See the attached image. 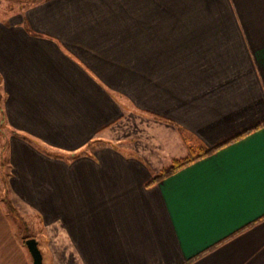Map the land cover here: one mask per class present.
<instances>
[{"label":"crops","instance_id":"1","mask_svg":"<svg viewBox=\"0 0 264 264\" xmlns=\"http://www.w3.org/2000/svg\"><path fill=\"white\" fill-rule=\"evenodd\" d=\"M0 92V264H33L9 195L70 264H264V0H35Z\"/></svg>","mask_w":264,"mask_h":264},{"label":"rangeland","instance_id":"2","mask_svg":"<svg viewBox=\"0 0 264 264\" xmlns=\"http://www.w3.org/2000/svg\"><path fill=\"white\" fill-rule=\"evenodd\" d=\"M34 1L35 0H0V19L6 18L9 14L22 12L27 5H30ZM1 98L2 95L0 92V102ZM46 148L49 147L46 146ZM2 192L5 198L8 197L7 192H5V187H3ZM6 201H10L13 205L14 211H11L8 205L7 207L9 212L15 214L17 227L22 235H24V238L35 237L38 239L45 264H70L69 254L65 256L61 254L60 251L56 250L57 248L54 245L56 242V238L54 237L55 229H44L37 217L29 214L25 215V213L23 214L20 212L10 195Z\"/></svg>","mask_w":264,"mask_h":264},{"label":"trees","instance_id":"3","mask_svg":"<svg viewBox=\"0 0 264 264\" xmlns=\"http://www.w3.org/2000/svg\"><path fill=\"white\" fill-rule=\"evenodd\" d=\"M258 126H255L254 129H256ZM251 131V130H249ZM249 131L245 132V133H248ZM242 135V134H241ZM183 137L184 139L186 140L187 142V135L186 134H183ZM232 140H229L227 142H225L226 144L227 143H230ZM224 143V144H225ZM189 147V151H188V154L187 156L183 157V158H178V159H174L168 166L164 167L162 170H160L159 173H157L152 181H159L165 177H168L169 175L173 174L175 171L181 169L182 167L200 159V158H203L207 155H210L212 154L213 152H215L219 147H221V145H218V146H215V147H207V146H204V145H199L197 147H193L192 145L188 146ZM44 151L48 154H51V155H59V153H53L52 151H50L49 149L47 148H44ZM7 205L10 207V210L11 211H14V208H13V205L10 203V201H6Z\"/></svg>","mask_w":264,"mask_h":264},{"label":"water","instance_id":"4","mask_svg":"<svg viewBox=\"0 0 264 264\" xmlns=\"http://www.w3.org/2000/svg\"><path fill=\"white\" fill-rule=\"evenodd\" d=\"M25 244L32 256L33 264H45L38 240L35 237H27Z\"/></svg>","mask_w":264,"mask_h":264}]
</instances>
